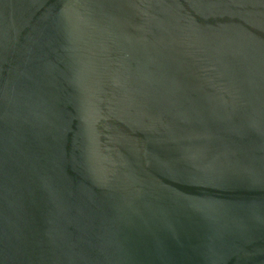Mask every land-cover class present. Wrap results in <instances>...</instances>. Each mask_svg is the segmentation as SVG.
I'll return each mask as SVG.
<instances>
[{
	"label": "water",
	"instance_id": "water-1",
	"mask_svg": "<svg viewBox=\"0 0 264 264\" xmlns=\"http://www.w3.org/2000/svg\"><path fill=\"white\" fill-rule=\"evenodd\" d=\"M0 264H264V0H0Z\"/></svg>",
	"mask_w": 264,
	"mask_h": 264
}]
</instances>
